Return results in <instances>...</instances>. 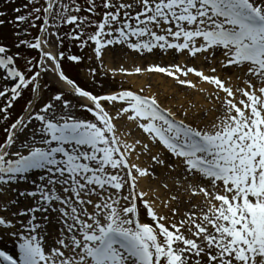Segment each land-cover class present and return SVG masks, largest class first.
Wrapping results in <instances>:
<instances>
[{
	"label": "snow or ice",
	"instance_id": "obj_1",
	"mask_svg": "<svg viewBox=\"0 0 264 264\" xmlns=\"http://www.w3.org/2000/svg\"><path fill=\"white\" fill-rule=\"evenodd\" d=\"M13 11L11 20L0 11V29H15L11 44L0 32V238L15 237L16 253L0 249V264H264V0H26ZM29 28L38 38H25ZM66 40L92 47L101 67L117 46L202 59L206 69L153 62L132 71L204 94L205 117L215 118L177 119L143 88L87 90L66 74L65 61L83 60L66 55ZM21 50H38V60ZM26 90L25 114L9 124ZM120 120L146 139H121L130 133ZM141 155L176 172L200 205L181 213L172 195L171 216L157 211L138 190L154 175L135 162Z\"/></svg>",
	"mask_w": 264,
	"mask_h": 264
},
{
	"label": "rangeland",
	"instance_id": "obj_2",
	"mask_svg": "<svg viewBox=\"0 0 264 264\" xmlns=\"http://www.w3.org/2000/svg\"><path fill=\"white\" fill-rule=\"evenodd\" d=\"M25 3H26V0H16L15 4L6 2V0H0V11H6L8 13V16L6 17V19L11 20L16 16V13L13 11V9ZM36 23L40 25L39 21H37ZM67 27H70V26H67ZM64 30L65 29L63 28L61 29V31H64ZM14 31L15 29L13 28L11 24H7L5 25L3 29H0V32H2L7 37L6 42L9 44H11L13 40L15 39L12 35ZM29 32L31 33V35L25 38L27 39L38 38L39 36L38 28H29ZM116 49L119 50L120 49L119 46H117ZM126 50H127L126 47L122 49L123 52H125ZM21 51H24L25 55L29 59L38 60V50H21ZM52 51L54 52L57 51L55 46L52 47ZM63 51H65L66 55L74 54V55H80L83 57V60L79 62L78 64L71 62V61H65L64 66L66 68V74L69 75L70 78L74 79L82 87H85L87 90H91L94 93L119 91V90H125V89L139 91L138 88L135 87V85H137L138 82H145V86H143L144 92L142 94L156 96L159 102L161 103L162 107L172 110L173 113L176 115L177 119L185 118L183 116V113L187 111L188 116L185 118L186 122H190L191 120L192 122L190 123H193L195 125L200 122H203L204 120L206 121V117L205 118L202 117L203 118L202 120L194 116L193 112L195 108H198L197 106H195L194 109H193V106H189L187 108V104H186L181 109L183 110L182 113H178L179 108H175L176 106H178V103L180 101L181 102L189 101L191 104L198 103L197 98L202 97L204 99V94L198 93L192 89H187L185 86H178L176 85L175 81L172 78L166 77L163 74L150 73V72L135 73L132 71V69H134L136 66L145 67L148 64L153 63V62L160 63L161 61L160 64L162 65H166L170 62H181V56L179 54L176 55L177 59L175 61L171 60L170 62L169 60L171 59V57H168L166 55L164 57H159L157 61L154 60L153 57H151L153 56L151 54L143 55V56L137 55L134 57V60L140 57V60L142 63L135 65L134 68L132 66L133 64L129 67L128 66L125 67L124 62H119L118 64L114 63L115 67L113 66V68H109L108 63L104 61V59H103V67H101V61L96 60L92 47H86L83 50H81L80 48L76 46L75 43H70L66 40ZM113 51L115 52V49ZM127 52L130 53V50L126 51V53ZM114 59H116V57ZM17 63L19 67L23 69L26 61L22 59V60H18ZM120 67H123L127 69L128 71L127 72H119V71L114 72L113 71V69H118ZM203 67H205L206 69L207 66L205 63ZM92 68L96 69V77L94 80L89 75L90 69ZM227 74L231 75L232 73H227ZM156 75L162 76V79L163 78L165 79V82H164L165 86L158 84L159 82L155 78ZM222 76H223V73H222ZM133 77L135 78L132 79ZM188 78L192 79L193 81L198 79L194 75H191V74L189 75ZM43 80L48 85H50L51 88H54L58 91L62 90V88L55 82V78L52 75H45L43 77ZM168 80L174 81V84L171 85V87H167L169 85ZM237 83H239V81H237L236 78L233 76L232 84L236 85ZM48 90L49 89L46 88L45 92H47ZM31 95L32 93L30 91H27V90L25 91L23 97L16 103L15 107L11 110V120L8 122L9 124L11 122H14L15 119L18 118L19 115L25 114L24 109L26 107L27 102L30 100ZM3 104H4V101L0 100V106H3ZM200 106L201 107H205V106L212 107V105L209 104L206 100H204V102ZM78 114L87 115L88 118H91L90 114H85V113H78ZM117 123H118V127L121 132L130 133L129 135L122 136L121 139H124L127 136H132L133 133L138 132V128L135 127V124H134L133 130L131 131L128 129V125H127L128 122H125L124 120H120ZM5 139H6V133L3 131V127H0V142H3ZM157 150L159 151L160 149L157 148L155 151ZM167 155H170V154H167ZM147 159H149V157H147L143 161L144 164H146ZM159 173L160 172H156L154 173L155 176H151L149 178L145 177L148 179L147 182H149V183H146L147 189H151L153 184L157 182V179L164 178V174H162V177H161L160 175H158ZM155 203L157 202L155 201ZM161 211L165 212L166 209L162 208ZM169 216H171V214ZM1 239L2 238H0V249H4L6 245L9 247H15V237H4L2 240Z\"/></svg>",
	"mask_w": 264,
	"mask_h": 264
},
{
	"label": "bare ground",
	"instance_id": "obj_3",
	"mask_svg": "<svg viewBox=\"0 0 264 264\" xmlns=\"http://www.w3.org/2000/svg\"><path fill=\"white\" fill-rule=\"evenodd\" d=\"M52 50V49H51ZM130 49H127L126 51H129ZM122 50H117L115 49V52L114 51H111V52H108L105 56H104V61H106L109 65V68H113V66L115 65L114 63H119V62H124V65L125 67H129L134 66L135 65H138V64H141V60H140V57L137 58L136 60H134V57L135 56H139L140 54L138 53H135L133 50H130V53H126L125 52H121ZM112 55V56H111ZM144 55H148L147 53H145ZM168 56V57H171V59L169 60V62L172 60H176L177 59V56H173L171 52L167 53V54H157V55H153L151 57L154 58V60L157 61V59L159 57H164V56ZM217 55H219V53H217ZM116 57V59H114ZM126 59V60H125ZM184 62H187L189 65H192V66H196V67H202L204 66V61L201 59V60H193L191 58L187 59L185 61V59L183 57H181V62L180 63H184ZM161 63V61H160ZM115 67V66H114ZM132 68V67H131ZM234 69L233 68H229V69H226L224 70V72H227V73H233ZM235 77V76H234ZM135 77H133L132 79H134ZM155 78L157 79V81L159 82L158 84L162 85V86H165V79L163 78L162 79V76H158L156 75ZM168 83L169 85L167 87H171V85L174 84V81L172 80H168ZM59 85V84H58ZM155 85V84H154ZM61 88L63 87H66V86H62V85H59ZM143 86H145V82H138L137 85H135L136 88L141 89L143 88ZM202 87H205V88H209L210 86L208 85H201ZM144 89V88H143ZM205 99H203L202 97H199L197 98V101L198 103H193L191 104L189 101H185V102H179L178 103V106H176L175 108H179L178 110V113H182L183 110L182 107H184L186 104H187V108L189 106H197L198 108H195V106H193V109H194V116L199 118V119H202L205 118V108H211V106H205V107H201L200 105L204 102ZM184 103V104H183ZM216 112H209L208 115L206 116V121L204 120L203 122H200L198 124H200L201 126H203L204 123H209L211 122L215 116H216ZM203 117V118H202ZM190 122H192L190 120ZM128 125V129L129 130H133V127H134V123L132 122H128L127 123ZM140 138V139H146V137L144 136L142 130L140 131L138 129V132L136 133H133L132 136H127L125 137L124 139H127L129 142H131V140L133 138ZM157 148H153L152 151L153 153H155ZM158 151V150H157ZM165 156H169L165 153ZM148 156H145V155H141L140 159L138 161H135L136 163L140 164L141 166H149V165H152V167L154 168V173L156 172H160L158 175H160L162 177V174H164V178H159L157 179V182L153 184V186L151 187V189H147L146 188V183H149L147 182L149 177L147 178H142L139 182V189L138 190H142V191H145L148 193L147 197H145L146 199H150V200H154L156 201V207H157V211H160L166 215H170L171 214V208L174 206L177 207V202L176 201H171L170 200V197L172 195H177L179 198H180V202H179V208H180V212L182 213L183 211L185 210H188L190 207V204L191 203H195L197 204L198 206L200 205L201 201L203 200V197L202 196H192V194L188 191L185 190V186H180L178 187L175 183L176 179H177V173L176 172H172L170 170H167L165 168H163L162 166H155L153 164V162L149 159H147V162L146 164L143 163V161L147 158ZM155 176V174L153 175ZM164 184H167L168 187L165 188L164 187ZM162 200H168L169 201V207L166 209L165 212L161 211L163 207V205L161 204V201ZM3 239V238H2ZM1 239V240H2ZM11 246V245H10ZM4 249H6L7 251H9L11 254H15L16 253V248L15 247H9L6 245V247H4Z\"/></svg>",
	"mask_w": 264,
	"mask_h": 264
}]
</instances>
